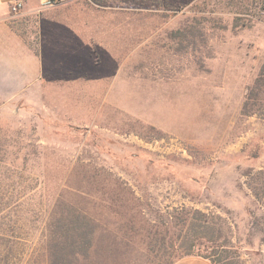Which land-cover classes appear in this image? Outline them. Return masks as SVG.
<instances>
[{
  "label": "rangeland",
  "instance_id": "1",
  "mask_svg": "<svg viewBox=\"0 0 264 264\" xmlns=\"http://www.w3.org/2000/svg\"><path fill=\"white\" fill-rule=\"evenodd\" d=\"M45 2L26 0L12 23L43 62L44 91L32 83L0 93V186L38 191L17 230L38 242L43 189H54L64 210L84 197L72 188H83L104 224L103 255L124 236L118 192L126 186L152 221L184 206L211 214L215 243L201 246H224L225 264H264V87L250 93L264 67L260 0ZM195 16L216 35L186 53L181 34ZM237 16L251 25L235 26ZM127 240H117L124 264H142L137 237ZM164 261L150 255L147 264Z\"/></svg>",
  "mask_w": 264,
  "mask_h": 264
},
{
  "label": "trees",
  "instance_id": "2",
  "mask_svg": "<svg viewBox=\"0 0 264 264\" xmlns=\"http://www.w3.org/2000/svg\"><path fill=\"white\" fill-rule=\"evenodd\" d=\"M260 8L264 9V0H260ZM239 19L240 16H237L238 21L235 26H249L252 23L250 18L247 20L244 18L245 21L240 24ZM215 30H217L215 26H206L198 20V16H195L185 31H180L182 39L187 44L184 45L186 53L195 49L197 53L203 51L208 39L216 35ZM263 87L264 67L256 84L250 90L252 98L260 95ZM7 177H9L7 174L4 175V178ZM18 185L8 188L0 186V193H2L0 196L3 195V198L8 196L7 200L0 202V217L5 221V232H0V240L2 244H5L4 251H6L3 254L0 250V257L6 255L7 264H19L20 261L24 264H111L112 260L115 264H124L121 250H119L120 243L117 240L124 245L129 244L127 238L132 235L138 239L136 251L142 257H146L142 264H147L150 255H161L165 258L163 264H174L185 256L192 255L195 249H198L200 256L209 259L213 264H225L223 253L219 250L220 247L225 249L224 246L219 244L207 249L206 247L202 249L201 246L202 244L205 246V243L209 241L215 243L213 231L215 228H213L211 214L184 206L174 209L175 211L169 214L165 223L152 221L144 216L138 195L126 186H120L118 192L119 199L122 201L118 205L128 212L122 218L121 226L125 228V233L117 240V235L110 239L108 251H105L103 255L97 246V241L98 232L104 228V224L100 217L89 212L86 203L88 200L85 199L88 192L83 188H72L73 192H80L84 197L77 202L69 200L67 203H62L66 206L64 210L60 209L61 203H59V196H55L56 191L49 187L43 189L46 203L39 219V239L38 242H34L32 238L34 235L31 238L23 236L17 228H24L19 225V223H25L26 216L22 213L35 207L25 199L33 198L32 196L37 195L38 191L32 186ZM253 192L258 199H261L256 189ZM98 206L103 210L110 207L102 202H99ZM20 246L23 247V256L19 259L15 252ZM38 259L40 262L37 261ZM226 264L237 263L226 262Z\"/></svg>",
  "mask_w": 264,
  "mask_h": 264
},
{
  "label": "crops",
  "instance_id": "3",
  "mask_svg": "<svg viewBox=\"0 0 264 264\" xmlns=\"http://www.w3.org/2000/svg\"><path fill=\"white\" fill-rule=\"evenodd\" d=\"M15 0H0V93H20L27 91L32 83L40 85L44 91V65L34 54L21 33L14 28V17L20 12H14L12 6ZM29 6L26 8L29 10ZM24 10V12H27ZM174 264H213L202 256L189 255Z\"/></svg>",
  "mask_w": 264,
  "mask_h": 264
},
{
  "label": "built area",
  "instance_id": "4",
  "mask_svg": "<svg viewBox=\"0 0 264 264\" xmlns=\"http://www.w3.org/2000/svg\"><path fill=\"white\" fill-rule=\"evenodd\" d=\"M58 2H59V0H46L45 3L48 6H54ZM25 3H26V0H15L14 4L12 6V10L14 12H20L21 10H23Z\"/></svg>",
  "mask_w": 264,
  "mask_h": 264
}]
</instances>
